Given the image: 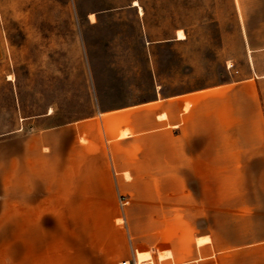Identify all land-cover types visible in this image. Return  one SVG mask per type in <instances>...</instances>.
<instances>
[{
  "label": "rangeland",
  "instance_id": "rangeland-1",
  "mask_svg": "<svg viewBox=\"0 0 264 264\" xmlns=\"http://www.w3.org/2000/svg\"><path fill=\"white\" fill-rule=\"evenodd\" d=\"M137 1L0 0V134L123 108L103 114L108 135H129L117 214L98 222L154 246L155 261L209 264L198 237L238 223L264 234V119L209 135L208 119H181V94L245 80L264 112V0Z\"/></svg>",
  "mask_w": 264,
  "mask_h": 264
},
{
  "label": "crops",
  "instance_id": "crops-1",
  "mask_svg": "<svg viewBox=\"0 0 264 264\" xmlns=\"http://www.w3.org/2000/svg\"><path fill=\"white\" fill-rule=\"evenodd\" d=\"M234 88L245 93L246 110L236 112ZM253 90L245 80H237L196 90L194 95L183 93L181 119H208L203 125L207 134L228 137L235 120L264 119ZM187 98L193 102H187L190 107L183 112ZM106 113L117 117L125 111H102L61 125L33 123L32 129L22 124L0 134V264H165L171 258L155 261L154 246L123 238L119 227V237L107 234L106 225L98 222V217L117 214V184L126 167L119 162L121 142L129 135L127 129L122 130L127 134H118L121 126L108 135ZM81 137L84 143L78 142ZM132 161L131 155V176L137 171ZM226 228L220 238H197L200 246L209 245V264H264V234L245 223Z\"/></svg>",
  "mask_w": 264,
  "mask_h": 264
},
{
  "label": "bare ground",
  "instance_id": "bare-ground-1",
  "mask_svg": "<svg viewBox=\"0 0 264 264\" xmlns=\"http://www.w3.org/2000/svg\"><path fill=\"white\" fill-rule=\"evenodd\" d=\"M134 5H137V6H139V8L142 10V8H141V6H140V4H139V2L137 1V0H134ZM93 18H94V16H93ZM186 36H185V34H184V32H182V30H179L178 31V35H177V38L178 39H184ZM164 116V115H163ZM128 133V131L127 130H125V131H122L121 132V135H125V134H127ZM126 264H129V262L127 261L126 262Z\"/></svg>",
  "mask_w": 264,
  "mask_h": 264
},
{
  "label": "built area",
  "instance_id": "built-area-1",
  "mask_svg": "<svg viewBox=\"0 0 264 264\" xmlns=\"http://www.w3.org/2000/svg\"><path fill=\"white\" fill-rule=\"evenodd\" d=\"M126 262H127V261H122V264H126ZM128 262H129V261H128ZM129 264H131V263L129 262Z\"/></svg>",
  "mask_w": 264,
  "mask_h": 264
}]
</instances>
